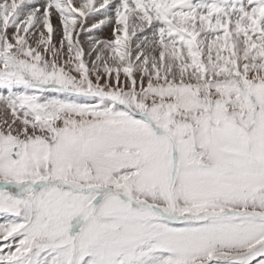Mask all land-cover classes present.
Segmentation results:
<instances>
[{"label": "snow or ice", "instance_id": "6c2138e0", "mask_svg": "<svg viewBox=\"0 0 264 264\" xmlns=\"http://www.w3.org/2000/svg\"><path fill=\"white\" fill-rule=\"evenodd\" d=\"M0 217V264H264V0H0Z\"/></svg>", "mask_w": 264, "mask_h": 264}, {"label": "rangeland", "instance_id": "374dc122", "mask_svg": "<svg viewBox=\"0 0 264 264\" xmlns=\"http://www.w3.org/2000/svg\"><path fill=\"white\" fill-rule=\"evenodd\" d=\"M54 23H55V21H54ZM108 36H110V34H109V35H107V36H105V38H107ZM2 220H3V218H2V217H0V222H2Z\"/></svg>", "mask_w": 264, "mask_h": 264}, {"label": "bare ground", "instance_id": "6f19581e", "mask_svg": "<svg viewBox=\"0 0 264 264\" xmlns=\"http://www.w3.org/2000/svg\"><path fill=\"white\" fill-rule=\"evenodd\" d=\"M109 34H110V33H108V32H105V33H104V36H107V35H109Z\"/></svg>", "mask_w": 264, "mask_h": 264}]
</instances>
